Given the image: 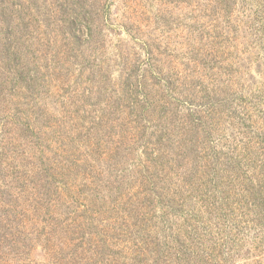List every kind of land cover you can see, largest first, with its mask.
<instances>
[{
    "label": "rangeland",
    "instance_id": "374dc122",
    "mask_svg": "<svg viewBox=\"0 0 264 264\" xmlns=\"http://www.w3.org/2000/svg\"><path fill=\"white\" fill-rule=\"evenodd\" d=\"M0 264H264V0H0Z\"/></svg>",
    "mask_w": 264,
    "mask_h": 264
},
{
    "label": "trees",
    "instance_id": "16d2710c",
    "mask_svg": "<svg viewBox=\"0 0 264 264\" xmlns=\"http://www.w3.org/2000/svg\"><path fill=\"white\" fill-rule=\"evenodd\" d=\"M25 153V152H24ZM24 153H23V156H24ZM24 162L25 163H27V160L25 159V157H24ZM24 172H26V171H24ZM23 174H25V173H23ZM46 176L45 177H48V178H51V174H49L48 172L45 174ZM34 176L35 175H33V179H34ZM25 179V178H24ZM25 186H26V184H24V182L22 181V189L21 190H23V188H25ZM31 188H34V187H37V185H36V183H34V185H33V183H32V185L30 186ZM58 189H59V187H57V191H58ZM24 192V191H23ZM38 195L39 196H41V192L40 191H38ZM45 195V194H44ZM32 204V203H31ZM30 204V206H31V209H32V211H35L36 209V206L35 205H31ZM29 206V207H30ZM38 213H39V215L41 216V209H38ZM49 213V210L43 215V217H46L47 216V214ZM20 216H21V219H22V226H23V228H22V233L24 234V246H23V248H24V252L27 250V248H29V246H27L26 245V241H25V238L26 237H30L29 239L31 240V234L30 233H28L27 232V224L29 223V222H26V213H25V211L23 210V211H21L20 212ZM45 220V218H43V221Z\"/></svg>",
    "mask_w": 264,
    "mask_h": 264
}]
</instances>
